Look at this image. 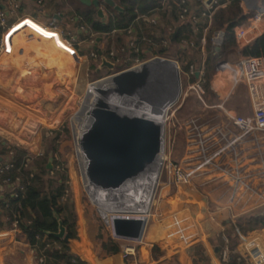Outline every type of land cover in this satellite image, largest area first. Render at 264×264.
<instances>
[{
  "label": "crops",
  "instance_id": "crops-1",
  "mask_svg": "<svg viewBox=\"0 0 264 264\" xmlns=\"http://www.w3.org/2000/svg\"><path fill=\"white\" fill-rule=\"evenodd\" d=\"M78 1L80 2V0ZM162 1L163 0H157V5L153 7L148 14L142 15L138 19H136L134 26L130 29V33L114 31L110 34H103L98 37V35L91 33L87 29H80V25L77 24V18L73 17L72 6L67 2V0H42L41 3H36V0H21V10L17 14H9L7 16V21L10 16H15V18L18 14L27 16L21 18L8 28V30L4 34V40L7 43V47L6 50L0 54V78H2L5 74L10 75L11 72L12 74L14 73V77L18 78L14 80L16 84L14 91L11 92L7 89H0V103L8 107H16L17 109L31 108L39 111L40 108H44L45 112L43 113L44 115H46L45 117H50V115H53L57 111L56 109L51 107L52 104L54 102L65 101L63 95L59 92H64L67 89V84L71 81V79H75L74 88L75 86L77 87L79 85L82 74V58L74 48L67 46L66 41L61 36L54 34L53 31H50L44 25L56 26L59 31H62L65 27L71 34L76 35L77 37H89L88 35L90 33V35L93 34L95 42L90 47V49L97 53L99 62V52L106 58L110 59L108 55L109 52L112 51L115 57L113 60L117 66L121 65V63L125 61L127 62L128 59L137 58L139 60H143L142 56L144 55H149L147 57L149 58L158 54H164L159 53L158 50L160 48V45L157 44L152 38H159L162 36L166 38L168 34L170 36V40H167L166 38L163 44L167 49H173L174 54L177 55L178 48H182V46H180L178 42H174L176 36L172 40L171 35L176 28H178L179 30L180 25L183 24V20H180L178 15L181 6L178 4V2L175 1H169L167 4L161 5ZM232 1L233 0H206L205 5L214 4L215 2V4H219L216 9H227L231 5ZM237 1L242 12L249 15H253L255 11L264 6V0ZM186 4L190 10V13L198 16L199 19L198 25L190 27V29L184 33V37L186 39V37L189 38L191 36L193 42L197 46L193 49L195 53L198 54V57L201 58V60L192 65L195 67L193 81L197 79V70L203 69L204 74L206 73V77L204 76L202 83L204 93L202 94V96L200 95V101H219V103H217V105L215 106L223 107V105H225L224 111L227 115H248L249 111L246 104L247 94L243 81L239 80L238 83H235L234 77L232 75V69L221 68L217 64L219 59L224 58L228 60V62L232 64L233 67L238 68L240 61L244 56L242 53H240V49L242 47L236 43V51H229L227 53H224L222 56L212 62L211 65L209 63L206 65V34L208 33V31H211L210 28L204 29L206 27L207 19L201 16V12L205 10L206 6L197 0H186ZM245 4L246 7L249 8H245ZM100 8L102 9V7ZM0 9H4V11L8 9L6 0H0ZM104 15L105 13L103 12V16ZM152 18L155 19V24H152L150 22ZM186 21H189V19ZM246 23L242 25H245ZM237 27L238 26H236V28ZM193 33L198 34L193 36L191 35ZM118 35H120L121 40H124V44H126L128 49L126 54H124L125 59L123 58L122 61L118 55L116 56L117 53L115 51V49L118 50L115 43ZM105 36L108 38L111 37L112 39V43L110 44L109 48H106L104 46V44H106L108 40V38L106 39ZM142 37L144 38V40L137 44L138 50H133V48L129 44L130 39H137ZM202 37H204V44H201ZM182 44L185 45L184 43ZM72 53L76 55L78 61V63L76 64L77 66H72V61L68 59L70 55L72 56ZM189 79L191 78L188 77V80ZM225 80L228 81L229 86L227 93L225 92L226 94L224 95V97H222L223 94L220 91L223 89L222 83L223 81L225 82ZM53 91H57V94ZM28 95L32 98L31 102H26L28 99ZM226 101L229 102L226 103ZM21 111L26 113V115H30L31 117H33V121H35V125L33 126V128H27L30 132H32L39 126H44L40 122V118L37 116V114H34V112L32 113L24 111L23 109H21ZM58 115L59 113L55 118H57ZM160 116L161 122L163 123L165 121L164 112H161ZM3 119L4 118L2 117V115H0V120ZM17 135L19 136V134ZM32 137L34 138L31 142H26L25 144L22 143L18 145V143H13L7 136L3 135V133H0V141L21 146L25 148L32 156L37 157L42 152V146L39 138H35L37 137V135L33 132ZM167 187L168 186L163 187V189H166ZM172 187V189L170 187V195L171 197H175L176 193L180 191V188H177L174 185ZM193 190L196 193L192 192V195L187 196V201L189 203L193 201L192 197H194L197 203V200L200 198V196H204L200 194V192L196 190V188H193ZM197 196L199 197L197 198ZM179 197H181V199H184L180 193L177 194L176 198ZM204 198L208 201L207 196H204ZM73 205L76 212L75 222L70 223L67 221H57L55 224L46 228V232L44 234L54 237V234L59 233L63 228V236H68L67 242L69 243L70 250L73 253L77 254L88 264L92 263L84 258L79 252V246L84 239L87 240L86 245L94 255V264H120V261L116 257H108L104 259L100 258L99 261V258L95 256V243L97 244L98 241L94 237V235H96L98 233V230H100V223L98 221L96 222L93 215L89 214L87 210L82 207L81 200L79 199L78 202L74 196ZM183 207L184 205L181 207V209H183ZM100 208L102 209V211L107 210L105 206H100ZM186 208L187 211H185V213L188 212V214L186 215L190 222L188 226L184 222L183 225L185 224V227L183 226L178 229V220L180 218L177 219V222H172V220L166 219L164 223L162 222V224L156 225L154 232L149 234V238L145 237L139 245L140 251L138 252V259L140 260V262H144L146 260L148 262L146 264L154 263L152 259L151 248L154 244H158L157 240L159 235H162L164 237L168 246L169 244H171L169 246V253L173 245L179 246L181 243H183V241L184 243H187L190 241H197L198 238L200 240H203V229L201 230L200 228V221L198 223L197 221L195 222V220L193 221L194 213L190 211V207V209L188 207ZM204 213V217H206L210 221L217 218H219L220 221H223L225 218H229L230 214L229 210L226 209L225 206L216 205L213 208L212 204L207 207V210ZM173 215L174 213L172 214V217ZM231 216L233 217V214ZM178 217H181V215H178ZM187 217L183 216L186 221ZM225 220L227 222V219ZM225 220L223 222H225ZM193 222L196 226V231L194 230V232L190 235V239H188L189 236L187 234V230L184 229L191 226ZM256 222L261 226H264V224L259 220H257ZM243 224H245V222L240 219H238L236 224L232 219L231 225H227V223L225 224L226 230L221 237L225 238L228 233H230L231 231H235L240 237V240H245L244 236L246 237V235H258L260 234L259 232L264 231V229L261 230L259 227H256V229H254L252 232H248L245 234L241 232V227ZM69 228L73 229V236H69ZM81 228L83 236L81 234ZM100 242L99 244L101 245ZM203 246L208 251L207 246L205 244H203ZM102 247L104 248L103 243ZM5 248H10L14 252L17 251V255H12L13 252L12 254H10L9 251H7V253L10 254L8 255L9 257L1 254L2 258H0V264H36L33 260V255L31 253L32 249L30 248L26 231L23 228H18L16 226L15 217L9 210L0 207V251ZM189 248L195 247H193V245H187L182 250L180 247H178L174 251V253L177 254V262H179L180 264H192L191 257L188 254ZM111 252L113 251L111 250ZM214 256H211L212 262L214 264H221L220 262H218L219 259L216 256L215 258Z\"/></svg>",
  "mask_w": 264,
  "mask_h": 264
},
{
  "label": "rangeland",
  "instance_id": "rangeland-1",
  "mask_svg": "<svg viewBox=\"0 0 264 264\" xmlns=\"http://www.w3.org/2000/svg\"><path fill=\"white\" fill-rule=\"evenodd\" d=\"M14 20L15 16H10L8 23L11 24ZM57 30L59 31V29ZM60 32L64 39L66 37L68 41L71 40L72 47L82 58V74L79 85L74 88L75 79H71L67 84V89L64 92H59L63 95L65 101L52 102L53 104L51 107L56 109L57 113L55 112L53 115H50V117H45L46 115L43 113L45 112L44 108H40L39 111L31 108L17 109L16 107H8L0 103V115L4 118L3 120H0V133L7 136L13 143H18V145L31 142L34 137L26 139L17 135L21 129L27 128V121L33 119V117L26 115L21 109L37 114L40 118V122L44 126H39L32 131L37 135L35 138H39L42 146V152L35 158H38L39 161H41L43 157H45L47 163L50 152L47 156L48 143L47 140H45V136L49 133L50 138L53 140L54 147L56 148L55 157L65 165L70 181L72 198L74 196L78 202L80 199L82 207L87 210L89 214L93 215L96 222L98 221L100 223H98L100 230L94 235L98 241L97 244L95 243V256L99 258V261L100 258L116 257L119 261H122L123 264H142L138 259L140 244L135 246V249L131 254H126L125 248L132 246V244L127 240L114 236L110 223H106L105 219L99 215L97 211V207H99L98 204L93 203L88 193L84 190L71 129V118L79 110L88 84L110 75L113 72L125 69V67L131 66L133 63L136 64V62H134L135 60H128L131 64L124 62L120 67H116L112 71H109L105 67L97 70L100 62L97 53L90 49L95 42L93 34L90 35V33L88 35L89 37H77L76 35L71 34L65 27ZM105 38L107 39L108 37L105 36ZM122 43L124 44V40H121L120 44ZM104 46L106 47V44H104ZM115 51L117 53L116 55L120 57V54L122 53L121 49H115ZM121 56L124 55L121 54ZM148 56L149 55H144L142 56V59L146 60ZM155 56L164 57L177 63L180 78V93L173 104L169 107L166 104L164 107V110L166 111V113L164 111V155L167 159H165L166 161H163L161 173L154 192L150 209V230L146 237L149 238V234L154 232L155 226L162 224V222L164 223L166 219H170L172 222H177V219L180 218L178 220V229L185 224L188 226L190 222L186 215L188 212L185 213V211H187L186 207H190V211L194 213L193 221L195 220L197 223L200 221V228L201 230L203 229V240L198 238L197 241H190L187 243H184L183 241L179 246L173 245L169 255H165L161 259L154 261L153 264H180L177 262V254H175L174 251L178 247L182 250L187 245H193V247L197 248L204 247L203 244H205L208 248V251L205 248L207 253L211 256L215 255L218 258L214 244L217 239L222 238L221 236L226 230V223L227 225H231L232 219L236 224L238 219L257 221L258 217H264V136L259 134H246L238 139L237 142H234L238 135H236L237 132L232 128L229 119L227 118V114L224 111L225 105H223V107H218L215 105H217L219 101H200L201 94L200 96L197 91L187 89L188 83L192 82L191 79L188 80V77L190 78L191 76L189 71L191 67H193L192 70L195 69L194 66H190L186 70L181 69L183 68V65H185L183 62H185V59H188V57L176 56L173 49H169V52L167 51L164 54H158ZM68 59L72 61V66L78 63L74 53H72V56L70 55ZM143 60H139V62ZM222 85L223 89L220 92H222L223 95H221L224 97L227 93L229 83L225 80ZM53 92L57 94V91ZM227 102L229 101H226V103ZM58 113L59 115L55 118ZM160 115L161 114L157 117V120L161 122ZM225 147V150L214 157V153ZM168 160L171 161V163H179L186 171L191 173L190 182L182 184L184 192H181L180 194L184 199L179 197L176 198V201H172L174 196L171 197L170 191L173 188L172 186L174 183L171 179L172 177L170 178L169 174L165 171V166L168 165ZM166 186L168 187L163 189V187ZM233 186H235L236 192L234 197L230 200L229 196ZM193 188H196L200 194L207 196L208 201L204 196H200L196 203L194 197L191 196L193 201L189 203L187 201V196L192 195V192H195ZM198 197L199 196H197V198ZM210 204L213 205V208L216 205H220L225 206L226 209L229 210V218H225L227 219V222L225 219V222H223L224 220L220 221L219 218L212 219L211 222L204 217V212ZM183 205L185 208L183 207V209H181ZM173 213L174 215L172 217ZM232 214L233 217L231 216ZM178 215H181V217H178ZM183 216L187 217V221ZM184 222L185 224L183 225ZM184 230H187L189 236L188 239H190L191 233H193L194 230L196 231L194 222ZM252 237H261L260 239L264 240V237L261 234L253 236L246 235V237L244 236L245 240H240L239 237L237 244V251L245 257L248 264H250V262L245 255L244 243ZM102 243L106 244L107 248H103ZM170 245L171 244H169V246ZM114 247H117L116 252H111ZM151 251L152 253H155V249H152ZM1 254L2 252L0 251V258H2L3 255ZM218 262H220V260ZM211 263L214 264L212 259Z\"/></svg>",
  "mask_w": 264,
  "mask_h": 264
},
{
  "label": "trees",
  "instance_id": "trees-1",
  "mask_svg": "<svg viewBox=\"0 0 264 264\" xmlns=\"http://www.w3.org/2000/svg\"><path fill=\"white\" fill-rule=\"evenodd\" d=\"M113 1L119 7L118 9L108 4L106 0H98L99 7H102L105 13L103 17H99L97 9L93 5H84L78 0H67L72 6L73 17L77 18V24L83 25L88 31L98 35V37L114 31L126 32L127 29H131L134 26L136 19L148 14L158 3L157 0ZM238 4L237 0H233L227 9H216L213 12L211 26L209 27L211 31L206 34V65L208 63L211 65L224 53L236 51L235 28L246 23L248 18L252 16L251 14H244ZM186 20L188 18L182 21L183 24L180 25L174 40V42L176 41L182 46V48H178L176 56L188 57L183 62L185 64L181 68L183 70L188 69L200 60L193 49L197 46L191 36L189 38L186 37V39L184 37V33L190 27L197 26L198 23L193 24L190 20ZM216 30H224L223 39L219 45L211 43L212 33ZM197 34L193 33L191 35L195 36ZM166 38L170 40L169 34ZM166 38L163 36L152 38L160 45L159 53H166L169 50L163 44ZM120 42L121 38L118 35L115 40L116 48L118 50L120 48L121 54L124 55L128 49L126 44H120ZM111 43L112 39L109 37L106 42V48H109ZM240 53L244 56L253 55L264 58V32L252 42L243 46L240 49ZM121 54L119 58L122 61L124 56H121ZM126 63L129 64L130 62L127 61ZM190 74V78L193 81L194 72ZM45 140L48 143L47 156L49 152H52L53 156L51 169L46 167L45 157L39 161L25 148L13 143L0 141V168L3 169V172L0 173V207L9 210L15 217L16 226L26 231L35 259L43 258V262L40 264H88L70 250L69 243L63 238H55L44 234L46 232L45 229L57 221L74 223L76 220L70 181L65 165L56 159V148L49 133L46 134ZM7 163H11L12 167L10 169H5ZM21 186L22 189L20 188ZM181 192H184L182 186L172 201H176L177 194ZM258 220L264 224L263 216L258 217ZM242 221L245 222L241 227L242 233L252 232L256 227L261 230L264 229V226L254 220L243 219ZM259 233L264 237V231ZM68 234L73 236L72 228H69ZM238 241L239 236L235 231L228 233L225 238L216 240L214 247L222 264H248L245 257L237 251ZM86 242L87 240L85 239L82 241L79 246V252L84 258L94 264V255L86 245ZM157 242L158 244H154L151 248V250L155 249V253L151 251L153 261H157L160 257L169 253V246L162 235L158 236ZM104 248H107L106 244H104ZM116 250L117 247L112 249L113 252ZM188 254L191 257L192 264H212L211 257L206 252L205 247L189 248ZM140 263L146 264L148 262L145 260ZM120 264H123V262L120 261Z\"/></svg>",
  "mask_w": 264,
  "mask_h": 264
},
{
  "label": "water",
  "instance_id": "water-1",
  "mask_svg": "<svg viewBox=\"0 0 264 264\" xmlns=\"http://www.w3.org/2000/svg\"><path fill=\"white\" fill-rule=\"evenodd\" d=\"M80 2L88 6L93 5L99 17H103L98 0H80ZM106 2L116 9L119 8L113 0ZM177 31L178 28L172 33V40ZM99 54L100 64L97 70L105 67L112 71L120 67L100 52ZM154 59L158 62L163 61L167 66H176L174 81L180 93L177 63L164 57L154 56L138 65L91 82L92 89L85 92L79 110L71 118L72 137L81 182L89 196L95 194L103 199L112 197L118 199L128 193L142 190L152 175L154 180L158 181L165 147L164 122H159L145 111V108L155 106L156 101H160L163 97L161 80L144 76L138 84L135 70L127 72L137 66L145 67ZM10 75L5 74L0 78V89L11 92L15 90L14 80L18 77H14L12 72ZM125 85L128 90L124 88ZM27 98L26 102H31L32 98L29 95ZM34 125L33 119H29L26 123L27 128H33ZM27 128L21 129L18 133L21 138L32 137V133ZM46 167L52 168L51 152ZM97 211L107 223L102 209L97 207ZM112 224L116 235L136 238L141 232L143 222L133 218H114ZM63 232L62 228L59 233L54 234V237L68 241V236H63Z\"/></svg>",
  "mask_w": 264,
  "mask_h": 264
},
{
  "label": "built area",
  "instance_id": "built-area-1",
  "mask_svg": "<svg viewBox=\"0 0 264 264\" xmlns=\"http://www.w3.org/2000/svg\"><path fill=\"white\" fill-rule=\"evenodd\" d=\"M41 1L42 0H36V3H41ZM169 1L178 2V4L181 6V9L178 14L180 20H185L186 18H188L190 22L193 24L199 23L198 16L190 13V10L186 4V0H163L161 2V5H165ZM197 1L205 5L206 0H197ZM6 2L8 9L5 11L4 9H0V53L2 52L3 49L4 33L8 30L10 26H12L18 20L27 16V15L18 14L15 20L11 24H9L7 21V16L9 14L12 15L17 14L21 10V0H6ZM205 6L206 8L201 12V16L207 19L206 27L204 26L205 27L204 29H207L211 26L212 14L217 8V6H219V4L217 5L214 2V4H210V5L206 4ZM245 8H249V7H246L245 4ZM150 22L152 24L156 23L155 19L153 18L150 20ZM44 26L48 28L56 29V26L53 25H47V26L44 25ZM80 29L85 30L86 27L81 25ZM126 32L130 33V29H127ZM263 32H264V6L258 9L257 11H255L253 15L248 18V21L245 25H241L236 28L235 30L236 43L241 47L246 46L254 39H256L258 36H260ZM58 33L63 38L62 33L60 31H58ZM223 35H224L223 30L214 31L211 36V43L214 45H219L223 39ZM201 39H202L201 44H204V37H202ZM64 40L72 46V43L70 42L71 40L68 41L66 37ZM143 40H144L143 37L137 39H130L129 44L131 45L133 50L137 51L138 50L137 44ZM190 44H192V42H190ZM108 57L110 58L109 59L110 61L114 62L113 59L115 57L112 51L109 52ZM134 60H135L134 62H136V64L133 63L134 65H138L139 63L142 62V61L139 62V59L137 58H135ZM133 64H131V66H134ZM217 64L221 68L232 69V75L234 77L235 83H238L239 80L243 81L246 89V94H247L246 104L249 114L227 115V118L229 119L232 128L237 132L236 135H238L234 142H237L238 139H240L243 135L246 134H259L264 136V58L262 56H253V55L243 56L238 68L233 67L232 64H230L228 60L224 58L219 59ZM192 68L193 67H191L190 69V73L194 72ZM196 74H197V79L195 81L188 83L187 89L195 90L199 95L200 94L202 95L204 93V88L202 84L204 79L203 69L197 70ZM204 105L206 104L204 103ZM225 149L226 147L218 150L216 153L213 154L214 157ZM165 159L167 158L163 153L162 165ZM11 167H12L11 163H7L5 169H10ZM165 171L167 172V174H169L170 178L172 177L171 179L173 183L186 184L190 182L191 173L186 171L177 162L171 163V161L168 160V165L165 166ZM2 172L3 169L0 168V173ZM20 188L22 189V186ZM235 192H236V188L235 186H233V189L229 196L230 200L234 197ZM150 209H151V205H150ZM114 218H133V219H140L143 222L141 232L139 236L136 238L118 236L114 233L113 230L114 236L127 240L132 244V246H128L127 248H125L126 249L125 253L131 254L135 249V246L137 244H140L142 240L148 235V232L150 230L149 229L150 210L147 214L138 213V212H129V211L115 212L111 214L108 219V222L110 223L112 229H113L112 221ZM244 250H245V255L249 259L250 264H264V240L260 239L259 237H252L244 243ZM7 251H9L10 254H12L13 252L12 255H17V251L14 252L10 248H5L1 250L4 256L10 255L9 253H7ZM31 253L33 254V251H31ZM33 260L35 261L36 264H40L43 262V258L35 259V257H33Z\"/></svg>",
  "mask_w": 264,
  "mask_h": 264
},
{
  "label": "bare ground",
  "instance_id": "bare-ground-1",
  "mask_svg": "<svg viewBox=\"0 0 264 264\" xmlns=\"http://www.w3.org/2000/svg\"><path fill=\"white\" fill-rule=\"evenodd\" d=\"M48 29L50 31H53L54 34L59 35V33L56 29H52V28H48ZM66 44L68 47L73 48L67 42H66ZM6 47H7V43L4 40V36H3L2 52H4L6 50ZM140 67H142V66H137V67H134V68L127 71V72H130L133 69L135 70V72H136L135 75L138 78V80H136V81L138 84L140 83V81H142L144 76L145 77L148 76V78H155L156 77V78H160V80H161L162 89H163V92H162L163 97L161 98L160 101H156L157 105L155 103V106H151L150 108L148 106L147 108H145V111H147L148 113H150V115H152L155 119H157V116H159V114H161V112H164L163 107H165L166 104L168 105V107L171 104H173L176 100L175 98L177 97V95L179 93L178 89L176 88V83L174 81V78H175L174 68H176V66L175 67L173 65L167 66L166 63H163V61L158 62L154 59V60H151L147 66L142 67V69ZM136 68H138V69H136ZM148 85H149V83H148ZM124 88L126 90H128L126 88V85L124 86ZM88 89H90V90L92 89V85L90 83L88 84L86 91H88ZM144 91L148 92L147 89H144ZM147 96H148V93H147ZM149 103H151V102H149ZM153 105H154V103H153ZM152 107H153V109H151ZM165 113H166V111H165ZM153 176L154 175H152V177H150V179L144 184V188L142 190L139 189L138 192H135L132 194L128 193L126 196H124L122 198L117 199V198L112 197L110 199H107V198L103 199L101 196L92 194V195H90V199L93 203L98 204L99 207L105 206V208L107 210L102 211V212L104 213L106 220H108L110 215L115 213V212H127V211H129V212H138V213L147 214L150 210V205L153 201V190H154V187H155L156 182H157L154 180ZM174 186H176L177 188H180V186H182V184L174 183ZM81 234L83 236L82 230H81ZM29 253H30V251H29ZM161 258L162 257H160V259Z\"/></svg>",
  "mask_w": 264,
  "mask_h": 264
}]
</instances>
